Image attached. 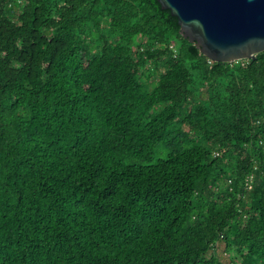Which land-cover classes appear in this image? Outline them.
Instances as JSON below:
<instances>
[{"label": "trees", "instance_id": "trees-1", "mask_svg": "<svg viewBox=\"0 0 264 264\" xmlns=\"http://www.w3.org/2000/svg\"><path fill=\"white\" fill-rule=\"evenodd\" d=\"M0 264H264V51L213 61L158 0H0Z\"/></svg>", "mask_w": 264, "mask_h": 264}, {"label": "water", "instance_id": "water-1", "mask_svg": "<svg viewBox=\"0 0 264 264\" xmlns=\"http://www.w3.org/2000/svg\"><path fill=\"white\" fill-rule=\"evenodd\" d=\"M213 61L254 59L264 51V0H158Z\"/></svg>", "mask_w": 264, "mask_h": 264}, {"label": "rangeland", "instance_id": "rangeland-1", "mask_svg": "<svg viewBox=\"0 0 264 264\" xmlns=\"http://www.w3.org/2000/svg\"><path fill=\"white\" fill-rule=\"evenodd\" d=\"M160 157L163 156V154L159 155ZM216 254L221 258V259H230L231 257H234L235 253L234 252H227L226 251V246L224 243H220L218 250L216 251Z\"/></svg>", "mask_w": 264, "mask_h": 264}]
</instances>
